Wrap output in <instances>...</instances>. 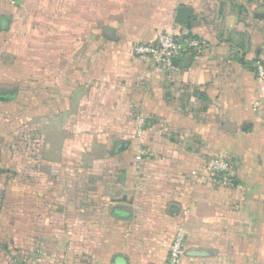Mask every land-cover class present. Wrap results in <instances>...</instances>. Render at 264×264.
<instances>
[{
	"label": "crops",
	"instance_id": "crops-1",
	"mask_svg": "<svg viewBox=\"0 0 264 264\" xmlns=\"http://www.w3.org/2000/svg\"><path fill=\"white\" fill-rule=\"evenodd\" d=\"M180 6L192 10L186 25L175 22ZM263 9L0 0V93L13 97L0 102L5 264H165L180 228L179 264H264ZM163 31L196 43L170 73L131 52ZM13 82L36 92L25 109L36 153L6 152L2 112L23 93L2 87ZM214 156L234 183L211 177ZM116 204L132 218L112 216Z\"/></svg>",
	"mask_w": 264,
	"mask_h": 264
},
{
	"label": "built area",
	"instance_id": "built-area-1",
	"mask_svg": "<svg viewBox=\"0 0 264 264\" xmlns=\"http://www.w3.org/2000/svg\"><path fill=\"white\" fill-rule=\"evenodd\" d=\"M196 46L190 40H187L179 33L163 31L157 33L155 38L151 41H141L135 43L131 52L134 57L143 58L152 64L153 68L163 70L165 72H172L175 68L174 62L179 59L188 48ZM256 75L263 81L264 68L262 65H256ZM143 122L139 124V128L143 127ZM141 133V129L138 130ZM39 142H36L38 144ZM36 144H34L36 146ZM33 145L32 151L35 150ZM207 170L216 181L222 182L224 185L231 184L230 175L232 165L222 156L210 157L206 162ZM185 232L183 229L176 233L174 239L168 246L165 264H179L180 259L184 253Z\"/></svg>",
	"mask_w": 264,
	"mask_h": 264
},
{
	"label": "rangeland",
	"instance_id": "rangeland-1",
	"mask_svg": "<svg viewBox=\"0 0 264 264\" xmlns=\"http://www.w3.org/2000/svg\"><path fill=\"white\" fill-rule=\"evenodd\" d=\"M264 3V0H263ZM264 10V9H263ZM44 52L40 53L42 58H45ZM45 69H41L40 71H37L39 74H45ZM44 84V83H42ZM33 85V83H7L6 85H2V87H5L7 89H12L14 87H22L21 96L16 100L17 105L15 107L16 112H13L14 110H11L10 112H2V116L5 118V124L6 128L9 129L8 133L6 132V143L5 148L6 152H10L11 154H17V153H28L30 149L33 147V133L30 130L28 116L25 114V109L27 108L28 102L31 99V102L33 101V98L36 94L35 91H31L29 87ZM41 90L40 98L37 96L38 100L43 102L44 101V93L45 89L44 87ZM38 94V93H37ZM20 107V108H19ZM15 123V124H10ZM13 125V126H12ZM13 132H12V128ZM11 180V177L9 178ZM6 242V241H5ZM9 243V242H7ZM3 246V243H0V249ZM0 251V264H5L6 260L1 256Z\"/></svg>",
	"mask_w": 264,
	"mask_h": 264
},
{
	"label": "water",
	"instance_id": "water-1",
	"mask_svg": "<svg viewBox=\"0 0 264 264\" xmlns=\"http://www.w3.org/2000/svg\"><path fill=\"white\" fill-rule=\"evenodd\" d=\"M191 12L192 10L189 7H184V6L178 7L175 16V22L178 23L179 25H186L190 18ZM12 99L13 97L11 95L9 94L5 95L0 93V102H7ZM111 215L114 217H123L125 219H131L132 210L130 206L116 204L112 208Z\"/></svg>",
	"mask_w": 264,
	"mask_h": 264
},
{
	"label": "trees",
	"instance_id": "trees-1",
	"mask_svg": "<svg viewBox=\"0 0 264 264\" xmlns=\"http://www.w3.org/2000/svg\"><path fill=\"white\" fill-rule=\"evenodd\" d=\"M35 140H39V139L34 138V139H33V144H36V143H35ZM31 150H32V149H31ZM230 180H231V179H230ZM232 182L234 183L235 181H234V180H231V183H232Z\"/></svg>",
	"mask_w": 264,
	"mask_h": 264
}]
</instances>
